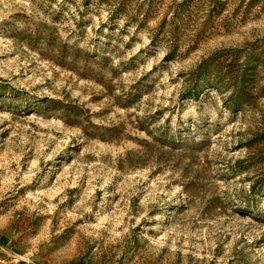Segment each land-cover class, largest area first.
Segmentation results:
<instances>
[{
    "label": "rangeland",
    "instance_id": "1",
    "mask_svg": "<svg viewBox=\"0 0 264 264\" xmlns=\"http://www.w3.org/2000/svg\"><path fill=\"white\" fill-rule=\"evenodd\" d=\"M0 264H264V0H0Z\"/></svg>",
    "mask_w": 264,
    "mask_h": 264
}]
</instances>
